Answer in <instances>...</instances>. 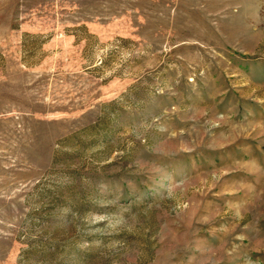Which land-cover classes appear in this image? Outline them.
<instances>
[{
  "label": "rangeland",
  "instance_id": "374dc122",
  "mask_svg": "<svg viewBox=\"0 0 264 264\" xmlns=\"http://www.w3.org/2000/svg\"><path fill=\"white\" fill-rule=\"evenodd\" d=\"M0 264H264V0H0Z\"/></svg>",
  "mask_w": 264,
  "mask_h": 264
}]
</instances>
